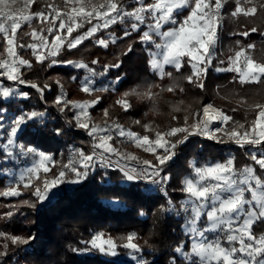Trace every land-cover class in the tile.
Instances as JSON below:
<instances>
[{
    "label": "snow or ice",
    "instance_id": "1",
    "mask_svg": "<svg viewBox=\"0 0 264 264\" xmlns=\"http://www.w3.org/2000/svg\"><path fill=\"white\" fill-rule=\"evenodd\" d=\"M34 3L38 4L39 0H23L18 7H13L18 4V0H0V35L5 42L3 53H0V77L6 78L13 85L5 86L0 82V101L30 97L28 92L21 91L15 85L35 89L40 93L41 99L43 93L51 88L48 83L41 86L25 78L22 69H31L33 61L25 58L18 49H30L35 63L43 65L47 62L49 68L63 65L84 70V75L79 80L80 91L83 93L92 95L107 92L110 88L114 91L113 85L120 82L119 76L107 86L97 85V80L105 77L111 69L119 68L122 61L104 64L98 71L95 67L100 64L98 59H93L90 66L82 60H58L57 57L65 49H77L86 40H94L98 47L107 49L110 44H116L118 40L129 38L134 33L138 34V42L149 57L148 65L152 71L158 74L159 79L168 77L172 81L167 88H161V93H183L185 89L181 84L182 79L203 90L208 69L216 54L224 19V0H132L131 7L128 0H59L58 3L44 0L43 8L24 11L25 8L31 9ZM242 4L251 6L245 7ZM185 10L187 14L178 19ZM258 10L264 13V0H236L231 16L254 18ZM34 20L39 21V30L33 27ZM117 23L126 25L121 36L113 33L97 36V33ZM85 24L89 25L87 30L79 31ZM24 25L31 31L20 36L18 30ZM256 31L257 28L253 27L239 35L248 37L250 32ZM24 36H31L33 42L18 43ZM236 45H240L239 40ZM254 47L255 45L248 44L234 50V54L227 58V66L217 67L216 71L236 73L232 82H238L241 86L264 85V57L257 60L247 52ZM132 48L133 45L129 44L128 51L131 52ZM219 63L223 65L225 61L220 60ZM185 64L191 69L187 76L181 73ZM167 65L181 73V76L176 77L172 72H166ZM71 79L75 81L77 77L72 76ZM56 84L62 89L59 80ZM152 87L159 85H148V90L143 93L136 89L125 91L115 104L128 112L133 107L129 96L155 101L161 93L152 92ZM100 99L101 97L96 96L92 100H70L63 91L55 97L53 106L61 114L72 112L71 119L64 121L67 129L75 128L86 132L91 138L92 151L86 153L81 148L71 149L68 163L51 179L45 175L42 186L33 184V179L39 180L41 171L45 174L50 171L48 162L52 161V156L39 150L34 141L25 144L18 142L17 137L23 135L32 124L36 126L31 127V132L37 137L45 131L61 136L66 131L65 127L47 128V108H21L9 118V109L0 107V141H3L0 143V152L3 153V162L15 164L19 160H31L30 165L20 170L18 176L13 177L12 184L7 190L0 192V195L20 196L18 188L23 185L24 189H34L31 194L36 198L35 201L25 200L23 203L36 208L38 204L58 198L63 191L61 185L80 184L96 174L97 169L104 170L100 173L102 180L107 178V170H118L123 182L133 185L147 182L163 192L165 203L159 205V211L165 218L168 214L183 217L184 233L191 239L173 247L169 264H264V234L257 235L254 232L257 225H264V91L256 93L251 100L242 98L238 101L245 108L243 121L208 103L201 109L188 111L184 116L183 126L154 130L150 124H144L146 132L154 131V138L125 128L115 120L109 123L106 119L103 125L94 122L89 109L98 104ZM173 111H181V108L176 106ZM231 111L235 112L237 109L233 108ZM103 113L105 118L109 117V109L105 108ZM250 113L254 114V118L249 120L247 117ZM172 119L175 120L176 117L173 116ZM214 121L217 126L213 128ZM135 123L141 122L136 120ZM218 133L222 135H217ZM192 136L206 137L220 144H233L238 149L245 150L247 159L252 163L237 166L234 155L203 166H197L195 160L190 161L189 166L195 178L186 176L181 181L179 191L186 194V199H182L177 205L168 197L165 187L172 179L166 166L178 156L179 146ZM117 138H121V143L128 141L143 148L145 152L152 154L153 159L141 161L135 155L121 151L113 145ZM129 161L137 163L133 166ZM201 223L203 226H200ZM10 239L13 245H28L35 237L12 236ZM119 239L122 243L118 245L110 235L105 238V234L99 232L89 241H81L89 247L73 251L82 253L96 249L102 254L117 257V249L122 247L127 250L126 257L133 264H155L154 257L148 258L155 249L147 240L143 246L138 243V233L133 231ZM189 242L190 251L186 250ZM4 248L5 251L0 252V256L7 255L8 245L5 244Z\"/></svg>",
    "mask_w": 264,
    "mask_h": 264
},
{
    "label": "trees",
    "instance_id": "2",
    "mask_svg": "<svg viewBox=\"0 0 264 264\" xmlns=\"http://www.w3.org/2000/svg\"><path fill=\"white\" fill-rule=\"evenodd\" d=\"M48 2H55L48 0ZM150 2V0H146ZM132 6V0H128ZM242 6L248 7L251 5ZM44 7V0L34 3L32 11H37ZM236 7V0H230L226 4L227 19L223 28L220 29L221 45L217 49L212 65L208 69L207 78L204 81L203 90L197 88L194 84H188L185 79L181 84L185 91L170 93L161 88H167L172 81L165 77L159 79L158 74L153 72L148 65V59L144 47L138 42V34L134 33L131 37L118 40L116 44H110L107 49L98 47L94 40H86L77 49L71 51L65 49L61 52L58 60L84 61L90 66L93 59H98L100 64L95 65L99 71L104 64H113L121 62L119 68L111 69L105 77L97 80V85L107 86L120 77V82L114 84L107 92H96L92 95L80 91L79 80L84 75V70H76L71 66L56 65L51 68L45 64L35 63V58L31 56L30 49H18V51L27 59L33 61L31 69H22L25 78L37 82L41 86L44 83L51 85L50 90L43 93L41 99L40 93L35 89L19 85L21 91L28 92V99H14L0 101V107H7L8 117L17 114L18 110L23 108L31 110H43L47 108L49 122L47 128L50 130L55 127H65L66 131L61 136H55L48 131L39 137L31 132L30 125L23 135H18L17 141H23L25 144L34 141L39 149L51 151L55 158L54 165L50 171L45 174L41 172L40 179H33V184H40L47 175L52 178L58 174L62 166L69 160L71 149L81 148L89 153V144L91 138L83 130L75 128L67 129L64 121L71 119L72 112L66 111L61 114L54 106L53 100L60 95L61 91L66 94L70 100H92L96 96L101 97L98 104L89 109V113L94 122L103 125L107 119L109 123L115 120L125 128L141 134L149 135L154 138V131L146 132L143 125L150 124L154 130H167L172 126H183L184 116L188 111L201 109L203 105L212 103L214 106L225 110L235 119L243 121L245 119V108L238 104L242 98L251 100V98L261 91H264V85L246 84L241 86L238 82H232L236 73L217 72V67L227 66V58L234 54V50L239 47H246L248 44L255 45L248 49V54L259 60L264 57V13L259 12L256 17L246 18L240 15L236 18L231 16L233 8ZM187 11L178 17L182 19ZM33 27L39 30V21L34 20ZM89 25L85 24L83 29L86 31ZM126 25L114 24L109 29L97 33V36H107L113 33L121 36ZM167 27V26H165ZM257 28L255 33L248 37H243L239 33L250 31L251 28ZM143 29V26H142ZM146 30V29H143ZM31 29L24 25L18 30V35L22 36L24 32H30ZM236 33V35H233ZM46 34V33H45ZM75 35V33L73 34ZM51 40V37H49ZM240 45H236V41ZM33 42L31 36H24L18 43ZM133 45L132 51H128V45ZM5 42L0 35V53H3ZM152 47L151 45L149 46ZM224 49V52L222 50ZM224 60L225 64L219 61ZM166 72H172L173 76L180 77L190 74V67L185 64L181 73H177L172 66L165 67ZM72 76L77 79L73 81ZM59 80L63 86L62 89L56 84ZM1 82V81H0ZM5 86H12L9 81L3 82ZM148 85H159L152 87L154 93H161L155 101L147 98L140 99L137 96H129L128 99L133 107L124 112L115 101L121 98L125 91L131 92L136 89L138 92H146ZM183 101V104L179 102ZM180 107L181 111H173L174 107ZM109 109V117L105 118L103 110ZM236 108L237 111L231 110ZM176 119L173 120L172 117ZM249 120L254 118L250 113ZM139 120L141 123L136 124ZM192 117H189V123ZM179 136V134H178ZM121 138L113 141V145L121 151L131 153L140 160L153 159L151 153L145 152L143 148H138L135 144L128 141L120 142ZM175 140L176 138H172ZM178 156L170 162L166 169L171 173L172 179L165 186L168 197L174 203L179 205L182 199H186V194L179 191L182 186L181 181L184 177H192L194 174L189 166V162L195 160L197 166L222 161L229 155L236 157L237 166L242 167L245 163H252L247 159L245 150L238 149L233 144H220L200 136H192L189 140L180 145ZM0 192L7 190L12 184L8 181L7 168L16 167L12 164L3 162V153L0 152ZM104 171L97 169V173L90 176L88 180L77 185H61L62 194L51 202L38 204L36 208H30L23 201H35L31 194L34 189H24L20 185L18 190L20 196L0 195V252H4V245L7 244V255L0 256V264H133L127 259V250L119 247V255L111 257L100 253L96 249L86 252H76L73 249H85L89 247L81 241H89L92 236L99 232L111 236L117 244H121L119 237L135 231L139 234L138 243L142 246L147 240L155 252L149 255V259H155V264H169V258L173 255V247L180 243L190 241V237L184 233L183 217L177 218L174 214H164L159 211V205L165 203L163 192L155 185L145 184L143 182L133 185L123 182L121 174L117 171L107 170V178L101 179L100 173ZM12 215H7V213ZM257 235L264 234V225H257L254 228ZM35 237L28 245H13L10 237ZM186 250L190 251V242ZM147 254V253H146Z\"/></svg>",
    "mask_w": 264,
    "mask_h": 264
},
{
    "label": "rangeland",
    "instance_id": "3",
    "mask_svg": "<svg viewBox=\"0 0 264 264\" xmlns=\"http://www.w3.org/2000/svg\"><path fill=\"white\" fill-rule=\"evenodd\" d=\"M53 1H55V2H59V0H53ZM228 1H230V0H224V9H223V16H224V19H223V24H222V27L221 28H223V26H224V23H225V21H226V19H227V14L225 13V11H226V4H227V2ZM22 2H23V0H18V4L17 5H14L13 7H18L19 6V4H22ZM32 7V6H31ZM235 8H233V10H234ZM24 11L25 12H27V11H32V9H28V8H25L24 9ZM168 27V26H167ZM166 27V28H167ZM220 33V32H219ZM219 36H220V34H219ZM157 40H158V42H159V38H157ZM221 36H220V39H219V43L217 44V46H216V51H217V49H220V47L222 48L223 46L221 45ZM220 51H221V49H220ZM222 52H224V49L222 50ZM216 55V54H215ZM166 67V66H165ZM0 71H2V70H0ZM5 80H6V78H4V77H0V81L1 82H5ZM10 82V81H9ZM10 84L12 85V82H10ZM13 86V85H12ZM15 86H17V87H19V85H15ZM217 126V124L216 125H214L213 126V128L214 127H216ZM217 135H222V134H217ZM201 137V136H200ZM203 138H205V139H207L206 137H203ZM210 140V139H209ZM212 141V140H211ZM18 142H23V141H18ZM0 143H3V141H0ZM39 150H43V151H45L46 153H48V154H50L51 156H52V161H50V162H48V167H49V169L54 165V163L56 162L55 161V158H54V155H53V153L51 152V151H48V150H45V149H39ZM87 153V152H86ZM90 153V152H89ZM1 161L2 160H0V163H1ZM30 163H31V160H19V161H17L16 162V167H10L9 166V168H7L8 169V171H6V172H4V174H8L9 176V178H8V181L10 182V183H12V180H13V177L14 176H18V174H19V171L20 170H22V169H24L26 166H28V165H30ZM68 163V162H67ZM66 163V164H67ZM3 171V169L1 170L0 169V173H3L2 172ZM42 172V171H41ZM192 178H195L194 177V175L192 176ZM49 179H51V178H49ZM200 226H203V223H201V225ZM185 227V225H183V228ZM210 236H211V234H209ZM191 239V238H190Z\"/></svg>",
    "mask_w": 264,
    "mask_h": 264
},
{
    "label": "built area",
    "instance_id": "4",
    "mask_svg": "<svg viewBox=\"0 0 264 264\" xmlns=\"http://www.w3.org/2000/svg\"><path fill=\"white\" fill-rule=\"evenodd\" d=\"M215 142V141H214ZM217 143V142H216ZM89 151L91 152L92 151V147H91V143L89 144ZM142 161V160H141ZM128 163H130L131 165H133V166H135L136 165V161H129ZM111 171H117V172H119L118 170H111ZM120 173V172H119ZM143 183H145V184H149V183H147V182H143ZM166 186V185H165ZM157 187V186H156ZM158 188V187H157ZM159 189V188H158Z\"/></svg>",
    "mask_w": 264,
    "mask_h": 264
},
{
    "label": "bare ground",
    "instance_id": "5",
    "mask_svg": "<svg viewBox=\"0 0 264 264\" xmlns=\"http://www.w3.org/2000/svg\"><path fill=\"white\" fill-rule=\"evenodd\" d=\"M216 124H217V122L214 121L212 127H213L214 125H216Z\"/></svg>",
    "mask_w": 264,
    "mask_h": 264
},
{
    "label": "crops",
    "instance_id": "6",
    "mask_svg": "<svg viewBox=\"0 0 264 264\" xmlns=\"http://www.w3.org/2000/svg\"><path fill=\"white\" fill-rule=\"evenodd\" d=\"M167 66H170V65H167Z\"/></svg>",
    "mask_w": 264,
    "mask_h": 264
}]
</instances>
